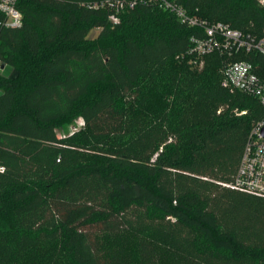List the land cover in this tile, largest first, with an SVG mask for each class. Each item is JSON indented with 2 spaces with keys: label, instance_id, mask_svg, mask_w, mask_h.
Wrapping results in <instances>:
<instances>
[{
  "label": "trees",
  "instance_id": "obj_1",
  "mask_svg": "<svg viewBox=\"0 0 264 264\" xmlns=\"http://www.w3.org/2000/svg\"><path fill=\"white\" fill-rule=\"evenodd\" d=\"M104 1L0 13V264H264V198L227 186L264 107L222 87L228 57L191 64L201 29ZM171 1L264 35L258 0Z\"/></svg>",
  "mask_w": 264,
  "mask_h": 264
},
{
  "label": "built area",
  "instance_id": "obj_2",
  "mask_svg": "<svg viewBox=\"0 0 264 264\" xmlns=\"http://www.w3.org/2000/svg\"><path fill=\"white\" fill-rule=\"evenodd\" d=\"M19 0H0V13L5 16L3 26L17 29L23 24V14L18 8ZM139 3L154 5L175 15L179 21L190 28L201 29L203 37H193L188 51L193 66H202L204 58L211 54L228 57L222 70V87L230 92L242 91L257 98L264 107V67L248 60L231 61L235 56H248L258 53L264 57V35L257 37L231 28L222 22H209L198 16H191L185 9L171 0H107L89 4L90 8H109L114 12L109 16L112 23H119V14L126 8H134ZM264 8V0H258ZM0 70H3L0 63ZM242 115L245 112L241 113ZM264 117L251 130L245 146L242 161L232 185L228 187L264 198Z\"/></svg>",
  "mask_w": 264,
  "mask_h": 264
},
{
  "label": "rangeland",
  "instance_id": "obj_3",
  "mask_svg": "<svg viewBox=\"0 0 264 264\" xmlns=\"http://www.w3.org/2000/svg\"><path fill=\"white\" fill-rule=\"evenodd\" d=\"M99 30H95L91 35L95 37ZM3 74V70H0V75ZM84 123L81 118H77L72 124L66 126L64 129H59L58 134L60 137L71 135L83 128Z\"/></svg>",
  "mask_w": 264,
  "mask_h": 264
},
{
  "label": "water",
  "instance_id": "obj_4",
  "mask_svg": "<svg viewBox=\"0 0 264 264\" xmlns=\"http://www.w3.org/2000/svg\"><path fill=\"white\" fill-rule=\"evenodd\" d=\"M262 133H263V136H264V130H263V132H262Z\"/></svg>",
  "mask_w": 264,
  "mask_h": 264
}]
</instances>
